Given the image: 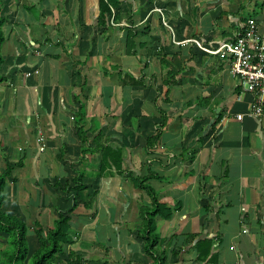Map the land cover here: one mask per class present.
Instances as JSON below:
<instances>
[{"label": "crops", "instance_id": "0c3cea01", "mask_svg": "<svg viewBox=\"0 0 264 264\" xmlns=\"http://www.w3.org/2000/svg\"><path fill=\"white\" fill-rule=\"evenodd\" d=\"M0 18L2 210L26 230L24 259L0 232V264H31L59 216L63 263L154 264L135 180L172 212L155 219L166 264H264V118L193 42L230 43L247 18L264 34V0H0ZM161 53L179 63L167 102Z\"/></svg>", "mask_w": 264, "mask_h": 264}, {"label": "trees", "instance_id": "16d2710c", "mask_svg": "<svg viewBox=\"0 0 264 264\" xmlns=\"http://www.w3.org/2000/svg\"><path fill=\"white\" fill-rule=\"evenodd\" d=\"M115 7L114 3L112 4ZM245 21V20H244ZM243 21V22H244ZM242 22V23H243ZM3 24V19L0 18V28ZM126 36L124 40L125 54L128 56H136V49L143 48L142 45L135 42L137 40V34L134 30L125 29ZM5 39H3L0 31V48ZM235 40V39H234ZM233 40V41H234ZM231 41V42H233ZM162 51V50H161ZM160 56L161 67L167 69V78L162 82L163 88V98L165 96V102H167L166 95L168 88L173 85L175 80V75L179 72V63L176 57H167L164 53ZM178 59V58H177ZM2 62L0 58V63ZM83 118L82 116H80ZM162 118V117H161ZM82 120V119H81ZM164 123V118H162V124ZM160 128V127H159ZM77 135L82 136L80 142L84 143L86 141L84 133L82 135L81 127L76 128ZM84 136V137H83ZM159 132L147 139L146 148L150 149L151 146L157 141ZM108 150V149H107ZM118 153V151H116ZM106 158H108L106 156ZM110 159V157H109ZM116 162L111 160V166H117L120 168V155L116 154ZM191 160V157L189 158ZM8 173L0 174V232L5 233L8 236V246L11 249L16 250L18 256L24 259L26 256V243L24 241L25 236V226L16 217L11 214H6L3 212L2 207L5 203L4 188L6 184V177ZM135 188L142 189L148 193L151 197V208H143L140 210V217L143 221L142 227V237L141 241L143 244V250L145 254L150 256L154 260V264H166V258L162 253H158V237L155 234V219L160 218L163 220H168L171 217V210L167 209L165 206L161 205L157 201V197L154 192L142 184V181L135 180L133 182ZM68 219L67 217L59 216V218L54 222L53 229L49 230L46 235L41 234V230L36 231L35 235L38 241V249L32 255L31 264H65L56 255L60 252V246L65 242L66 232L68 230ZM152 226V227H151ZM66 264H80L77 259H72Z\"/></svg>", "mask_w": 264, "mask_h": 264}, {"label": "built area", "instance_id": "2783aa9c", "mask_svg": "<svg viewBox=\"0 0 264 264\" xmlns=\"http://www.w3.org/2000/svg\"><path fill=\"white\" fill-rule=\"evenodd\" d=\"M161 22L164 24L162 15ZM259 26L258 21L247 18L238 28L233 42L222 43L212 50L193 41L204 53L224 57L228 64V73L235 80L240 92L253 98L248 116L254 119L264 118V34ZM241 118L242 115L236 117L237 120Z\"/></svg>", "mask_w": 264, "mask_h": 264}, {"label": "bare ground", "instance_id": "6f19581e", "mask_svg": "<svg viewBox=\"0 0 264 264\" xmlns=\"http://www.w3.org/2000/svg\"><path fill=\"white\" fill-rule=\"evenodd\" d=\"M152 227V226H151Z\"/></svg>", "mask_w": 264, "mask_h": 264}]
</instances>
